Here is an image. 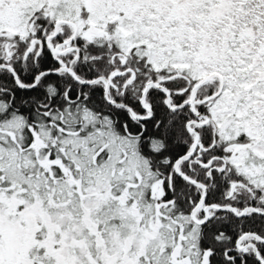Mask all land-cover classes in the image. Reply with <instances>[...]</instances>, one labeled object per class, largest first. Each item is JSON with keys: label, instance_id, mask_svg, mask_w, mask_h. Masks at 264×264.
<instances>
[{"label": "snow or ice", "instance_id": "6c2138e0", "mask_svg": "<svg viewBox=\"0 0 264 264\" xmlns=\"http://www.w3.org/2000/svg\"><path fill=\"white\" fill-rule=\"evenodd\" d=\"M0 264H264V0H0Z\"/></svg>", "mask_w": 264, "mask_h": 264}]
</instances>
